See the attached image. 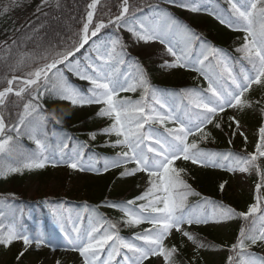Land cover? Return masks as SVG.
I'll use <instances>...</instances> for the list:
<instances>
[{"label": "snow or ice", "instance_id": "6c2138e0", "mask_svg": "<svg viewBox=\"0 0 264 264\" xmlns=\"http://www.w3.org/2000/svg\"><path fill=\"white\" fill-rule=\"evenodd\" d=\"M167 2L193 12L201 10L190 0ZM228 3L229 15L218 11H209V14L221 24L245 33L242 45L236 49L241 54V60L250 66V70L243 74L234 71L232 59L222 49L210 44L202 43L198 57L193 60L191 41L198 39L196 34L179 25L163 9L156 23L141 18L138 14L143 9L133 0H117L114 5L116 14L108 15L107 19L97 18L98 6H104L102 0H90L81 27L74 33L75 38L69 37L63 45H52L39 53H20L19 59L11 64L7 61L16 41L12 45L5 43L0 46L4 49L0 60L5 61L10 73V77L8 74L4 77L6 86L0 88V157L23 156L20 145L23 135H27L36 146V152L25 157V162L19 166L0 167V177L6 178L24 169H43L48 163L52 166L66 164L81 172L101 171L85 164L79 154L70 160H65L63 156L51 158L47 125L49 121L60 124L61 120L54 112L48 113L40 103L45 93L73 106L99 105L96 115L110 121L100 132L114 136L115 139L108 142L109 146L121 149L105 161L103 171L122 168L121 177L137 173L146 175V187L140 195L122 203L105 201L107 206L120 210L125 226L150 225L135 233V241H142L143 244L123 237L117 223L103 216L90 215L85 225L80 214L73 217L67 210H50L54 225L63 236L65 250L78 253L81 264H145L152 257L161 258L163 264H178L180 249L165 243L173 231L201 249L205 245L197 240L195 234L187 231L185 225L221 223L235 217L244 220L246 225L241 227L237 242L231 246L232 255L228 257V264H264V257L251 251L253 246L264 245V170L260 166V161L264 160V123L258 129V142L252 153H209L199 146L212 138L209 125L222 129L225 123L231 130V136L239 134L247 141L237 114L259 108L264 115V98L252 100L248 95L254 86L264 87V0H228ZM42 6L52 5L50 0H42ZM54 6L61 8V0H54ZM7 11L5 7L4 12ZM109 26L117 33L121 28L126 29L137 42L158 41L165 45L173 59L165 61L162 67L193 70L207 81V88L180 89L178 93L169 94L153 86L139 65L134 66L135 74L122 76L119 69L125 63L127 51L121 37L117 34L104 43L93 39ZM180 29L186 37L183 47H178L172 39ZM90 41V48L97 55L95 58L89 56L82 64L76 54ZM25 59L32 60L36 65L27 72H23ZM17 72L21 74L17 75ZM65 73L87 81L90 87L86 92L80 90ZM137 89L141 92L139 99L121 96V93H134ZM170 96H175L178 102L170 103ZM12 107L20 111L13 113ZM227 110L236 114L228 116L225 122ZM13 115L16 116L15 121L12 120ZM155 124L162 126L164 131L161 133L153 129ZM90 135L95 139L96 133ZM231 142L229 139V144ZM63 148H67V144ZM180 160L233 173H247L254 169L260 177L255 185L254 202L246 211L238 212L222 203L217 206L215 201L205 197L204 203L212 204L213 210L210 213L197 211L196 206L188 203V197L199 193L194 192L183 179L185 169L176 167V162ZM130 164L133 166L128 167ZM226 184L227 181H224L219 185L221 191ZM20 216H23L22 210ZM4 219L5 213L0 210V247L8 248L14 242L22 241L24 250L17 260L33 245L56 250L57 246L43 233L29 234L22 224L5 223ZM55 264L61 262L57 260Z\"/></svg>", "mask_w": 264, "mask_h": 264}, {"label": "trees", "instance_id": "16d2710c", "mask_svg": "<svg viewBox=\"0 0 264 264\" xmlns=\"http://www.w3.org/2000/svg\"><path fill=\"white\" fill-rule=\"evenodd\" d=\"M90 0H61L62 7L57 9L54 6V0H50L51 7L42 6V0H0V46L7 43L12 45L15 40L16 45L11 48V57L7 63L11 64L19 59L20 53L33 52L39 53L44 49L49 48L52 45L60 46L64 44L75 32L79 31L82 19L85 16L87 10V4ZM227 2V0H226ZM117 0H102L103 7L98 6V13L102 17L107 15H113L117 12L114 6ZM133 3L140 6L143 11L138 14L143 19L151 21L154 17V12L163 9L171 17L177 19V14L172 8H168L167 5H171L167 0H133ZM151 6V7H150ZM5 7L8 8L7 12H4ZM229 13V3L225 5ZM40 9L39 11L37 9ZM44 13H47L45 15ZM71 16L67 20V24H63V19ZM59 21L61 27H59V36L57 37V25ZM50 27L46 29V26ZM192 33L196 36H201L205 41L215 47L222 49L231 59H235L238 62H246L241 60V54L236 51L243 41L245 33L239 30H233L225 24H221L218 20H192L188 23ZM56 28V30H55ZM55 35L54 37L52 35ZM29 37H31L29 39ZM75 38L74 36H71ZM4 55L3 47H0V56ZM42 62V61H41ZM29 63V66L26 64ZM247 63V62H246ZM36 65L32 60L25 59L23 71L25 69H31ZM146 75L149 78L152 85L159 87L160 89H169L173 87L174 91L179 89H187L188 82L192 79L191 76H185L183 81L178 83L164 82L158 79L157 69L158 66L147 59L146 61ZM190 72V71H189ZM193 73V72H192ZM8 73V69L5 66V61L0 60V88L4 87L5 75ZM17 75L20 72L16 73ZM200 79L199 74L196 76ZM189 80V81H188ZM188 81V82H187ZM187 87V88H186ZM141 92L138 89L135 96L140 97ZM258 98H264V87H256V92L252 94L251 99L256 100ZM12 99H16L13 97ZM60 99L45 93L41 98L40 103L44 106L48 113H55V115L61 120L60 124H56L54 121H49L47 125L48 136H54L52 131L56 129L63 137H67L69 140V147L66 152L70 153L76 146L79 149L83 148V156L89 157L92 154L115 156L116 150L109 146V143L105 135L101 134L100 129L106 127L110 121L106 118H100L96 115V111L85 113L79 117H75L74 114L68 110L65 106L59 102ZM19 103V101H17ZM264 104V100H262ZM13 113L20 111L19 108L12 107ZM260 111L259 108H256ZM230 114H224V120L227 121V117ZM16 116H12V120L15 121ZM258 119V116H256ZM159 129L164 131L163 127L156 125ZM208 130L212 132V138L200 143V148L212 149L222 146H229V139L233 142L234 137L231 136V130L225 123L222 129L213 128L209 125ZM234 127V126H233ZM91 133H96L95 139L91 137ZM231 142V143H232ZM21 150L28 153V156H32L36 152V148L33 147L34 142L31 141L27 135H23L20 138ZM241 151H247V147L243 144L240 148ZM26 156V157H28ZM20 155L14 154L11 157H0V167L11 165L19 166L25 162L24 158L20 160ZM176 167L185 169V173H182L183 179L187 181L194 192L199 195H190L188 197V203L198 205L203 202L205 197L210 201H215L217 205L224 204L236 209L238 212L245 211L246 207L254 202L251 198H245V196H239L234 193L229 178L225 175V172H215L214 170L204 167L197 168L189 161H179L176 163ZM122 169H109L107 172H101L97 175L91 176L86 180L87 197L91 204L97 205L101 202H116L122 203L127 200H131L137 195L136 185L128 190L118 189L117 185L121 181L120 172ZM53 168L47 165L43 169H24L22 172L13 173L6 178L0 177V210L5 213V223H15L16 214L18 209H28V207H37V205L44 206L42 194L39 192L31 193V185L36 180L47 181L52 177ZM227 181L225 189L220 190L219 185ZM105 210H102L103 216L111 220L113 223H117L120 233L131 234L133 228L131 226H125L123 223V217L116 208L105 206ZM15 221V222H14ZM243 222H245L243 220ZM238 219L234 221L230 238L222 239L212 230L201 229L198 231V236L202 237L209 243L221 244L226 248L227 255L221 256V259L217 264H228V255L231 253V246L235 243L231 239V235H236L239 226ZM176 245L180 249V255L178 257V263H182V260L191 261L194 264H204L203 257H196L190 259L192 251L187 243L183 241H176L172 245ZM260 244L253 246V250L260 248ZM264 247V245H262ZM8 249V250H7ZM5 250L13 253L11 258L4 264H25L22 259L17 260V246L13 243L10 247H0V252ZM193 260V261H192Z\"/></svg>", "mask_w": 264, "mask_h": 264}, {"label": "rangeland", "instance_id": "374dc122", "mask_svg": "<svg viewBox=\"0 0 264 264\" xmlns=\"http://www.w3.org/2000/svg\"><path fill=\"white\" fill-rule=\"evenodd\" d=\"M187 15L195 16L197 19H203V17L206 16V14L204 13L193 12L190 10H188ZM69 18H71L70 15L66 19H63V24H67L68 23L67 20ZM56 25L58 26L57 33H56L58 37L60 35L59 27H61V24L57 23ZM117 34L121 37L124 45L126 46V51H127V56L125 57V63L122 64L119 69L122 76L128 73L135 74L136 68L134 66L137 65L136 57H137V54H140L141 52L140 55L142 57H149V58L151 57V60L159 65V69L157 72L159 80L169 82V83H177L180 80L181 81L184 80V77L186 75V70L188 69H182V68L167 69V68L162 67L165 61H171L173 57H171V55L166 51V46L159 43L158 41L148 42V43H145L142 41L135 42L134 39L130 37L129 32H127L125 29L121 28L119 32L117 33V30L111 26L102 30L98 38H93V39L98 40V42L100 43H104V42L109 41L111 38H114ZM52 36L54 37L55 35L53 34ZM71 36H74V34H71ZM177 37L181 38L179 34H177ZM90 43L92 42L90 41ZM174 43L179 47L178 43L176 42ZM192 50H193V46H192L191 52ZM200 50L201 48L199 49V52ZM85 51L89 52V56L97 55L94 50L85 49ZM143 51L145 52L142 53ZM199 52H198V55H199ZM26 65L29 66V63ZM241 70L244 73L248 72V70L246 69V66H242ZM27 71H29V69H25V71L23 72H27ZM234 71H236V68H234ZM170 94H174V92ZM169 101L170 103L178 102L175 96H170ZM70 106H71L70 111L74 114L76 118L85 113L96 111L99 109V105L73 106L71 104ZM243 113L237 114L239 119L241 118V114ZM240 121H241V131H243L244 134L247 136L246 142L250 148V153H252L255 151V147L258 142V129L259 128L257 129V126L255 124V115L253 112H251L244 120L240 119ZM236 138L239 142L244 140V137L239 134H237ZM114 139L115 137L113 136V137H109L108 140L110 141ZM224 152H230V151L225 150V149L220 150V151H209V153H224ZM233 154L240 155L235 152H233ZM110 159L111 158L105 159L102 163V167L104 166L105 161L110 160ZM65 160H70V159L67 158ZM83 162L85 164L92 165L95 168H98V169L101 168V166L95 165L93 160L83 161ZM260 166L264 167V160L260 161ZM214 168H217V167H214ZM219 169H222V168H219ZM222 170L227 171L226 169H222ZM253 171H254L253 169H250L249 172L247 173H241L239 171L233 173V172L227 171L230 177L231 186L233 188L232 191H234V193L238 194L239 196H245V198L247 197V198L253 199L254 194H255V185L259 182V180L258 182L254 181ZM95 174L97 173L92 172V171L81 172L79 170H73L69 168L66 164H58L53 169L52 177L47 179V181H42L40 179L36 180L31 185L30 192L34 193L37 191L40 194H42L43 197L50 198L53 200L58 199V198L64 199L65 201L88 200L86 180L90 179V177ZM134 180L137 183L138 191H141L142 189H144V187H146V175L144 173H137L135 176L123 177V179L118 183L117 187L119 189H127L128 187L131 186ZM56 208L67 210L68 212L72 214L73 217H75L77 214H80L84 217L83 211L81 209L71 210L70 208L63 207L60 204H54V206H52V209H56ZM196 210L210 213L213 210V205L212 204L207 205L203 202L199 204L198 206H196ZM27 217L33 218V211H29ZM88 218L86 219V221H88ZM236 219L237 217L221 222V223H209V224H200V225L193 224L191 226L185 225V229L195 234L197 240L199 242H202L205 245L204 248L197 249L196 244L189 241L186 237H183V239L189 244L191 250L204 252L203 254L206 256L205 258L206 264H217L220 256L225 253V249L221 245H214L212 243H209L202 237L198 236L195 233L196 232L195 226L204 228L206 230H214L218 234V236H220L223 239H227V238H230V234L232 233L231 226L233 225V222ZM86 221L84 220V223H86L87 225ZM148 227H150V225L147 224L145 228H148ZM23 228L27 233L32 234V235L43 233L48 239L52 241L53 244L57 246L55 251H52L48 247L36 248L34 245L32 247H29L28 248L29 251H26L24 253V255L22 256L23 258L20 257L21 259L25 261V264H55L57 260H59L61 264H81V258L78 253L74 251H70V250H65L63 236L60 234L59 230L55 227L50 210L46 212V215L44 218L35 220L34 228H29L26 225H23ZM180 235H181L180 233L173 231L172 235L168 237L165 243L169 245L168 243H171V241L177 240L180 237ZM16 245H17V249L19 250V253L24 250V245L22 241H16ZM255 254L259 257H264V251L262 252L257 251L255 252ZM12 255L13 253L7 250L4 252H0V264H4L5 262H7L11 258ZM149 260L145 261V263L154 262V264H163L162 259L158 257H152Z\"/></svg>", "mask_w": 264, "mask_h": 264}, {"label": "bare ground", "instance_id": "6f19581e", "mask_svg": "<svg viewBox=\"0 0 264 264\" xmlns=\"http://www.w3.org/2000/svg\"><path fill=\"white\" fill-rule=\"evenodd\" d=\"M57 23H60V22H59V21H57V22H56V24H57ZM49 27H50V25H49V26H46V29H48Z\"/></svg>", "mask_w": 264, "mask_h": 264}]
</instances>
